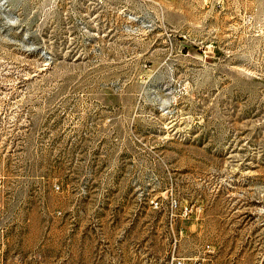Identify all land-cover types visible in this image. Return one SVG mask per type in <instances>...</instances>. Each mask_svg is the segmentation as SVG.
Segmentation results:
<instances>
[{"label": "rangeland", "instance_id": "374dc122", "mask_svg": "<svg viewBox=\"0 0 264 264\" xmlns=\"http://www.w3.org/2000/svg\"><path fill=\"white\" fill-rule=\"evenodd\" d=\"M264 264V0H0V264Z\"/></svg>", "mask_w": 264, "mask_h": 264}, {"label": "built area", "instance_id": "2783aa9c", "mask_svg": "<svg viewBox=\"0 0 264 264\" xmlns=\"http://www.w3.org/2000/svg\"><path fill=\"white\" fill-rule=\"evenodd\" d=\"M179 264H181V263H179Z\"/></svg>", "mask_w": 264, "mask_h": 264}]
</instances>
